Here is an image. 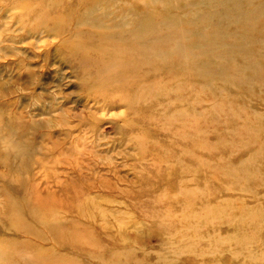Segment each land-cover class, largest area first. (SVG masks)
I'll use <instances>...</instances> for the list:
<instances>
[{
    "label": "rangeland",
    "instance_id": "374dc122",
    "mask_svg": "<svg viewBox=\"0 0 264 264\" xmlns=\"http://www.w3.org/2000/svg\"><path fill=\"white\" fill-rule=\"evenodd\" d=\"M52 1L0 0V264H264V93L247 83L256 72L249 64H259L264 79L263 19L251 20L254 28L244 18L190 22L213 4L233 16L264 0L235 8L227 0H83L67 9L65 0ZM91 6L84 25L80 13ZM68 10L76 11L69 48L61 44L68 35L19 33L24 19L31 28L41 14L59 21ZM143 12L153 52L146 83L138 68L65 62L71 49L96 54L73 38L75 22L78 36L81 28L109 43L134 33L150 45L139 27ZM162 34L215 67L209 87L204 77L169 69L180 67L163 53L170 39L153 42ZM13 37L20 39L4 41ZM86 70L96 75L81 78ZM37 99L57 113H32ZM132 115L139 126L123 133ZM84 128L94 136L81 142Z\"/></svg>",
    "mask_w": 264,
    "mask_h": 264
},
{
    "label": "bare ground",
    "instance_id": "6f19581e",
    "mask_svg": "<svg viewBox=\"0 0 264 264\" xmlns=\"http://www.w3.org/2000/svg\"><path fill=\"white\" fill-rule=\"evenodd\" d=\"M46 1V0H45ZM49 1V0H48ZM52 1V0H51ZM81 1L83 0H65L64 2V5L66 4H74V2H78L80 3ZM94 1V0H93ZM102 0H100L101 2ZM113 2H115V5H117V3H121L120 0H112ZM120 1V2H119ZM123 1V0H122ZM126 3H128L126 0H124ZM205 1V0H204ZM54 2V1H52ZM96 2V1H95ZM98 2V1H97ZM110 2V1H109ZM108 2V3H109ZM228 2V5L230 6V8H235L238 4H239V0H227ZM56 3V2H54ZM62 4V2H60ZM76 3V4H78ZM84 3V2H83ZM91 3V1H90ZM35 4V3H34ZM37 4V3H36ZM94 4V2H93ZM92 4V5H93ZM129 4V3H128ZM131 4V3H130ZM213 4V3H212ZM46 3L44 4V7ZM58 5V4H57ZM66 5H65V8H66ZM75 5V4H74ZM102 5V4H101ZM15 6V5H13ZM85 6V5H84ZM99 5H97L96 7H98ZM118 6V5H117ZM47 7H49L47 5ZM81 7H82V4H81ZM16 8V7H15ZM35 8V7H32V9ZM51 8V6H50ZM64 8V7H63ZM73 8V7H72ZM80 8V7H79ZM94 7H89L88 9L86 10H83L81 13H80V16H79V13H78V16L79 18H83L85 20V23H83L84 25H88L87 23V16L89 15L88 12L90 9H92ZM224 7L220 4H213L211 5V12L208 14V15H203V14H194L192 15V18L190 19V22L191 23H194V22H197L203 18H206L208 17V20H211V21H214V22H218L219 24L220 23H224L225 21L226 22H229L230 21H234V23H236L237 21H235L236 19L235 18H244L246 19L247 21V27L248 28H254V25H253V22L258 18V17H262L263 19V27H264V2L260 3V4H257V6H253L251 5V7L249 6V8L245 9L241 14H235V15H231L228 11H226L225 9H223ZM48 9V8H47ZM53 9V8H52ZM55 9V8H54ZM59 9V7H58ZM67 9V8H66ZM82 9V8H81ZM10 10V9H9ZM62 10V9H61ZM60 10V11H61ZM75 10V9H74ZM73 10V11H74ZM80 10V9H79ZM39 11V10H38ZM37 11V12H38ZM42 11V10H41ZM40 11V12H41ZM63 11V10H62ZM67 11V10H66ZM65 11V12H66ZM68 11H72V10H68ZM73 11L72 12H68L67 16H64V19L62 20H59V21H55L54 19H51L48 18V16H42V14L39 16L41 17L42 19H40L39 21H41V23H39L37 26H33L30 28H28V25H25L24 22H25V19L24 21L22 20L23 23H20V26L18 28L19 30V33H21L22 35L21 36H30L31 38H36L38 37V35L40 36V34H46V36L48 38H51V37H64L65 35H68L67 37L63 38L61 40V44L62 45H68L70 42L71 39V35H72V30L73 29V24H72V21L74 20V15H73ZM12 12H13V9H12ZM34 12V11H33ZM76 11H74L75 13ZM18 13V12H17ZM46 13V12H45ZM48 13V12H47ZM46 13V14H47ZM67 13V12H66ZM19 14V13H18ZM62 14V12H61ZM144 16L146 17L147 16V13L146 12H143ZM30 15V14H29ZM34 15V14H33ZM50 15V14H49ZM60 15V14H59ZM57 15V16H59ZM19 16V15H18ZM23 16H25L23 14ZM23 16L21 17V19L23 18ZM28 16V15H27ZM32 16V15H31ZM63 16V15H62ZM76 16V15H75ZM12 17V16H11ZM15 17V16H14ZM13 17V19H14ZM234 17V18H233ZM25 18V17H24ZM29 18V17H28ZM33 18V16H32ZM38 18V16H37ZM76 18V17H75ZM79 18H76V19H79ZM27 19V18H26ZM30 19V18H29ZM35 19V18H34ZM17 20H19L17 18ZM230 20V21H229ZM251 20L253 22H251ZM16 21V20H15ZM30 21V20H29ZM35 21V20H34ZM144 22L143 25H139V27H144L143 28V32H145V35L147 38H149V35H150V28H149V24L151 23V19H150V16L146 17L145 19L142 20ZM12 22V21H11ZM20 22V20H19ZM17 22V23H19ZM32 22V21H31ZM30 22V24H31ZM37 22V21H36ZM35 22V23H36ZM16 25V23H14ZM24 24V25H23ZM82 24V25H83ZM75 32L73 31V38L75 36L76 39L79 40V38L82 40L81 42L77 41L78 45H80V47L82 45H86V46H89L91 45L92 48H95L96 49V54L94 53L93 51V54H95V56H91L89 55L88 53H84L83 51H80L78 49H71V54H72V58L71 59H67L65 62L68 63L70 66L74 67V68H79V69H82L83 67H87L89 66V68H96V69H101L103 70V68H115V69H127L128 72H132V70L134 69H140L142 70L143 72V77H144V82L147 81L146 80V75H148V73L150 72H153L152 68L149 67V64H151V58H152V50L150 48L151 44H152V41L151 39L149 38V42H150V45H147L145 40L143 39L142 41H139L137 40L136 36L134 33L131 34L130 36V40L126 39V38H116L115 36H112V40L109 42V43H113L115 45H120L123 47V49H107L109 48L107 46V44L109 45V43H105V42H102L100 39H95L93 38L87 31L86 32H83L81 31L82 29L79 28L80 30V33L82 35L83 34H88L89 36H85L84 37H80L78 36V25L79 23H76L75 22ZM81 25V24H80ZM83 25V26H84ZM3 27L6 29L5 25H3ZM2 27V29H4ZM154 30V29H153ZM7 32V31H6ZM94 35V34H93ZM3 36V35H2ZM60 37V38H61ZM179 37V35H178ZM171 36L169 34H162V35H156L154 36V38H152L153 42H162V43H166L168 39H170ZM20 38H10L9 40L7 38L4 39V41H9V42H16L17 40H19ZM75 40V39H74ZM73 40V41H74ZM178 38H176L175 40H168L167 42V48H166V51L163 52L165 54H167L169 56V58L171 59L170 60V64H176L178 67H180V70L176 67L175 68V65H170V70L173 72H181V71H184V70H187L190 75L193 76V78L195 76V74L197 76H199V78L202 79V77H204L205 79V87L207 88V86L209 87L212 83H213V76H214V71H215V67H211L210 64L207 62V61H203L202 59H199L200 57H198V55L194 54L193 51H192V47H186L185 45H181L179 42H178ZM135 42V44H133ZM251 42H253V40L251 39ZM0 43H1V39H0ZM260 43L262 44V46H264V40L263 41H260ZM74 45V44H73ZM195 47H196V43L193 44ZM192 45V46H193ZM71 45L69 44L68 48L70 47ZM110 46V45H109ZM79 48V46L77 47ZM99 49H102V50H99ZM98 50V51H97ZM56 51V50H55ZM66 51V50H64ZM102 52V53H101ZM69 53V52H68ZM92 53V52H91ZM64 52H61L60 55H63ZM70 54V53H69ZM59 55V56H60ZM203 55L202 53H199V56ZM58 56V55H57ZM250 56V54H249ZM264 58V56H262ZM262 58V59H263ZM103 59H106L103 61ZM232 60V59H231ZM264 60V59H263ZM175 62V63H174ZM64 63V62H63ZM235 67V66H233ZM249 67L253 70H256V72H254V77L251 78L249 77L247 79V83L251 86H256L260 91L261 94L264 93V79L261 78L258 74L260 73V69H261V66L259 64H249ZM20 68V67H19ZM88 68V69H89ZM235 69H239V68H235ZM101 72V71H100ZM85 77V79L87 80H91V77H94L96 75V72H91V71H87L86 72H82V74H80V77ZM216 75V73H215ZM81 77V78H82ZM122 75H118V76H114V79H118L116 82H118L120 79H121ZM146 83V82H145ZM144 83V84H145ZM228 84L230 85L231 87H235L237 85H241L243 84V81L242 82H236V83H231V82H222L221 84ZM144 88H146L144 86ZM250 88V86H249ZM252 88H250L251 90ZM101 93V92H100ZM178 95V94H177ZM102 96H104V93L102 94ZM101 96V97H102ZM94 97V96H92ZM97 99H99V97H96ZM121 98V97H119ZM132 98V97H131ZM262 98V97H261ZM122 101H124L123 99H121ZM177 100V99H176ZM261 100V99H260ZM258 100V101H260ZM264 100V98L262 99ZM261 100V101H262ZM178 101V100H177ZM257 101V102H258ZM39 99H37L31 106H30V109L33 110L32 113L34 112H37L39 113L38 116L40 117H43L44 115H47V116H51L52 118V114H54L56 112V109H55V104L52 103V102H48L47 104H40L39 103ZM145 102V101H144ZM130 103V102H128ZM126 103V105L128 104ZM132 104V103H131ZM147 104V102H146ZM129 105V104H128ZM132 107V106H131ZM149 109V108H148ZM148 111H151L148 110ZM31 112V111H30ZM138 112V111H137ZM57 113V112H56ZM143 115V114H142ZM256 115V114H255ZM134 115L131 116V119ZM135 117V116H134ZM147 117V116H146ZM137 118V117H136ZM139 118V117H138ZM145 118V117H144ZM129 120V119H123L122 122L123 124H125L124 126H121L120 127V130L123 132V133H127V132H130V133H134L136 131V128L135 127H138L139 125L136 123L133 122V119L132 120ZM135 119V118H134ZM145 120V119H144ZM8 122H13L15 121V119L13 118V116H10V118L7 120ZM125 121V122H124ZM138 121H141V118L138 119ZM146 122V121H145ZM10 123H6V126L9 127L10 126ZM147 124V123H146ZM148 124H151V123H148ZM153 124V123H152ZM57 125H62V123H59ZM84 125V124H82ZM143 125H141L140 127H142ZM150 126V125H149ZM78 126H75L74 128L73 127H70V129L68 130H73V129H77ZM150 128V127H149ZM146 128H144V131ZM87 130V131H86ZM89 128L87 129H83L81 131V133H84L83 134V141L82 139H79L81 142H84L85 141V136L89 133H91L93 136H94V131L93 129L89 130ZM138 130V128H137ZM260 132V131H259ZM72 133H69V132H66L65 136L66 138H69L71 137ZM264 134V133H263ZM136 135V134H135ZM134 135V136H135ZM134 136H132L133 138H135ZM141 137V135H140ZM139 137V138H140ZM143 139V138H141ZM69 140V139H67ZM133 140V139H132ZM71 143H73V141L70 140ZM77 144V143H76ZM136 145V144H135ZM145 146V145H144ZM61 151V150H60ZM60 151H59V155H60ZM80 151V149H79ZM88 150H84L82 151L81 156L82 158L84 159L86 155H88L87 153ZM81 152V151H80ZM63 155V154H62ZM81 156H78V157H81ZM77 157V155H76ZM80 161H81V158H80ZM82 162V161H81ZM61 163V162H60ZM59 163V164H60ZM58 164V163H57ZM80 164V163H78ZM76 164V165H73L71 163H69L68 167L72 169H74V167L78 168L79 169V165ZM81 171V170H79ZM78 189V188H77ZM80 189V188H79ZM79 191V190H78ZM83 190H81L78 195L79 197H83V200L86 199L85 197H87L86 195H83L84 191L82 192ZM74 194H76L75 190L71 191V192H68V198L70 199V197H72ZM77 195V194H76ZM76 197V196H75ZM177 205V204H176ZM180 205V204H178ZM82 214V213H81ZM187 226V225H186ZM63 228V227H62Z\"/></svg>",
    "mask_w": 264,
    "mask_h": 264
}]
</instances>
